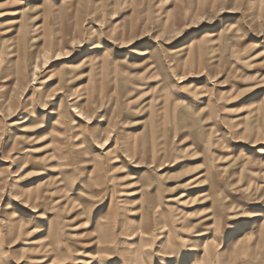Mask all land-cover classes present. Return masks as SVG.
<instances>
[{"label":"rangeland","instance_id":"1","mask_svg":"<svg viewBox=\"0 0 264 264\" xmlns=\"http://www.w3.org/2000/svg\"><path fill=\"white\" fill-rule=\"evenodd\" d=\"M0 264H264V0H0Z\"/></svg>","mask_w":264,"mask_h":264}]
</instances>
